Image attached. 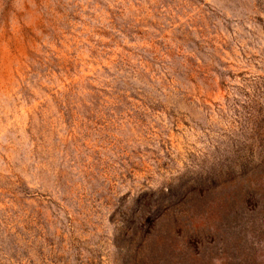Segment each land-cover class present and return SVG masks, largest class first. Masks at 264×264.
<instances>
[{
  "label": "rangeland",
  "instance_id": "374dc122",
  "mask_svg": "<svg viewBox=\"0 0 264 264\" xmlns=\"http://www.w3.org/2000/svg\"><path fill=\"white\" fill-rule=\"evenodd\" d=\"M0 264H264V0H0Z\"/></svg>",
  "mask_w": 264,
  "mask_h": 264
}]
</instances>
